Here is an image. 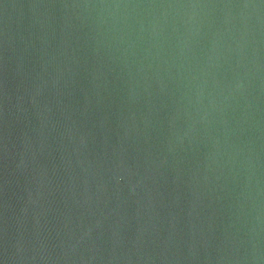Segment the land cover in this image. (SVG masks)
Instances as JSON below:
<instances>
[{
  "label": "water",
  "instance_id": "1",
  "mask_svg": "<svg viewBox=\"0 0 264 264\" xmlns=\"http://www.w3.org/2000/svg\"><path fill=\"white\" fill-rule=\"evenodd\" d=\"M0 264H264V0H0Z\"/></svg>",
  "mask_w": 264,
  "mask_h": 264
}]
</instances>
